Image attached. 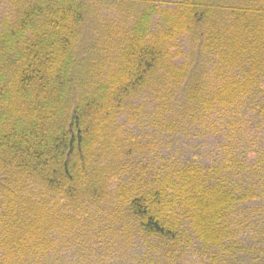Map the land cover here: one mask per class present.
<instances>
[{"label":"trees","instance_id":"1","mask_svg":"<svg viewBox=\"0 0 264 264\" xmlns=\"http://www.w3.org/2000/svg\"><path fill=\"white\" fill-rule=\"evenodd\" d=\"M191 254L264 264V0H0V264Z\"/></svg>","mask_w":264,"mask_h":264},{"label":"rangeland","instance_id":"2","mask_svg":"<svg viewBox=\"0 0 264 264\" xmlns=\"http://www.w3.org/2000/svg\"><path fill=\"white\" fill-rule=\"evenodd\" d=\"M208 143V141L206 142ZM189 260H190V263L189 264H200L201 263V259H199V257L195 254H191L189 256ZM76 260V259H75ZM82 261L79 262V264L81 263Z\"/></svg>","mask_w":264,"mask_h":264}]
</instances>
